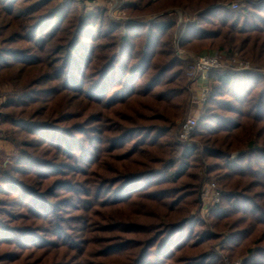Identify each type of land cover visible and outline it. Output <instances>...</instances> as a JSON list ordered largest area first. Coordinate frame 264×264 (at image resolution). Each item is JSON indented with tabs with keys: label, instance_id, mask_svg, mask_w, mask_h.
<instances>
[{
	"label": "trees",
	"instance_id": "1",
	"mask_svg": "<svg viewBox=\"0 0 264 264\" xmlns=\"http://www.w3.org/2000/svg\"><path fill=\"white\" fill-rule=\"evenodd\" d=\"M161 1L201 11L178 34L182 51L216 41L264 63V0L237 11L222 0ZM175 30L116 22L74 0H0V80L27 88L0 116L27 138L0 170V264H223L243 252V264H264V77L211 73L200 145L176 143L187 62ZM16 107L33 117L11 118ZM202 158L224 190L212 220L237 218L220 245L186 217ZM135 202L145 225L127 211Z\"/></svg>",
	"mask_w": 264,
	"mask_h": 264
},
{
	"label": "rangeland",
	"instance_id": "2",
	"mask_svg": "<svg viewBox=\"0 0 264 264\" xmlns=\"http://www.w3.org/2000/svg\"><path fill=\"white\" fill-rule=\"evenodd\" d=\"M139 1L140 0H84L81 3H77V5L79 9H82L83 7H85L86 10L89 12L95 9H105L111 20L116 21V22L125 23V24H139V25L144 24L148 26L147 25L148 23L151 24L152 22H155V21L173 22L176 25V30L174 32V37H173V48L177 56L179 52H186V53L193 54L194 56H196L197 59L199 57L218 56L224 62H229V63H233L234 60H239V61L243 60V61L250 62L251 65L255 69L261 70L264 73V63L263 62H258L253 59L252 60L246 59L241 56L239 51H236L238 49H234V48H233L234 52H230L228 54L227 53L228 49L223 48L224 50H222L221 48L222 44L220 42H216V41L213 43L209 42L206 44H201V45L193 47L194 50L192 51H182L178 44L179 42L178 34L181 31V29L184 28L185 26L195 23L201 11L199 10L189 11L188 9L186 10L184 7H181L177 4H175L174 6L165 5V3H163V1L161 0H147L148 3H151V7L147 6V5H150L147 2L145 3L144 1L142 3H139ZM167 2H170L169 4L172 3L171 0H167ZM222 2L226 4V8H228V5L230 7V5L233 3H239L241 7L240 10H242L248 6L249 0H222ZM131 4H137L136 9H131V8L129 9L128 5H131ZM116 9H121L120 16H122V19H125V21L117 20L119 15H117L116 13L114 15V12L116 11ZM206 31L211 32L215 30L207 28ZM1 47L8 48L9 46L1 45ZM181 60L187 62V65L183 73V80H184L183 88L186 91V94H185L184 100H182L183 105H184L183 111L175 113L177 115L176 117L177 119L176 118L173 119L174 121L173 123L175 126V131H174L175 138L174 139L176 143H181L179 140L180 131L184 123L189 118H195L199 120L202 114L200 110L198 109V107L192 103V98L197 92L196 91L197 86H195L194 82H192L189 78V73L192 71L194 62L190 59H187V60L181 59ZM259 75L264 77V74H259ZM27 83L28 82H25V84ZM13 85L14 84H12L11 82L4 81V79L3 81L0 80V114L1 115H3L4 113V110H3L4 105H6L9 101H11L13 97L17 95V93L19 94L21 91H24L27 89V88H23L24 86L17 88V87H14ZM40 107L41 106H38L33 109H39ZM51 107H55V103L51 104L48 107L44 115L45 119L53 118L52 120H54V118L56 117L50 114ZM16 108L17 109L14 110V112H12V114L10 115L11 118L20 119V117H23V118L33 117L30 115L34 113L35 110H32V109L23 110L22 107H16ZM91 108H92V111L94 112L95 110L93 109L95 108L93 106ZM25 112L26 114H24ZM89 124H93V122H89ZM16 130L17 129H15L14 126H12L11 124L7 122V119L4 120V122H2V124L0 125V170L2 168H6L12 162L13 157L18 155V153H20V149H19L20 147H18L19 144L27 140V138L24 137V135L17 134L19 132ZM190 142L193 145H197V146L200 145L199 141L194 138V135L191 137ZM242 152H243V149L233 152L231 158L233 156H238ZM200 162H201V166H198L199 168L197 169V171H195L197 173V177L199 178V181H202L203 183L201 186L199 203L189 208V211L186 217H188L189 219L198 218L202 223H204L205 226L208 227L211 233L217 236L218 240L214 243V245L216 244L220 245L223 242V240H226L229 237L230 235L229 227L232 225V223L237 221V218H232L229 221L225 222L223 225H220L218 227H217L218 224L212 220L211 214H212L213 209L208 211L207 210L208 206L204 205L202 201L203 191L205 188H207V186L214 185L218 190H220V193L222 196L221 191H224V190L217 178L218 174H212L210 172V169H209L210 164L208 165V162L205 161L203 158L201 159ZM149 209L152 210L154 208H149ZM140 210L141 209L139 208L138 202L131 204L130 206H128V209H127L128 212H133V213H135L136 211H140ZM141 213L142 212L140 211L136 215V219H140L139 224L145 225V218L138 217L139 214ZM148 223H151V222L149 221ZM243 226L244 225L240 224L239 228L240 227L242 228ZM262 231L263 230H259L258 233H255L250 238L249 241L252 242L255 239H257V237L261 235ZM139 232H144V230H140ZM108 235L109 234H105V236H103V235L94 233L93 236L91 237L95 239L96 237H108ZM149 237L150 236H146L145 234L144 236L143 234H140L139 236H135V239L137 241H140V243H143V241H146L147 239H149ZM185 254L194 255V252L189 251ZM233 257H234L233 259H228L226 255L225 257H222L223 264H243V261L247 258V253H244V252L237 253V254H234Z\"/></svg>",
	"mask_w": 264,
	"mask_h": 264
},
{
	"label": "built area",
	"instance_id": "3",
	"mask_svg": "<svg viewBox=\"0 0 264 264\" xmlns=\"http://www.w3.org/2000/svg\"><path fill=\"white\" fill-rule=\"evenodd\" d=\"M77 3H81L84 0H74ZM240 4L233 3L230 5V9L232 11L239 10ZM120 10L116 9L114 12L119 17L117 20L125 21L120 16ZM148 26L150 23L147 24ZM211 73H219L221 75H229V74H239V73H256V74H264L261 70L255 69L250 62L248 61H239L234 60L233 63L224 62L218 56H206L199 57L192 67V71L189 73V78L192 82H194L196 88V94L192 98V103L198 107L200 112L202 113L207 101L209 99L211 88L208 83L209 76ZM198 120L195 118H189L184 125L181 127L180 131V142L183 144L191 145L190 142L191 137L193 136L195 129L197 127ZM237 156H233L232 159H235ZM202 201L204 205H207V210L210 211L217 207L221 201V193L214 185H209L203 191Z\"/></svg>",
	"mask_w": 264,
	"mask_h": 264
},
{
	"label": "water",
	"instance_id": "4",
	"mask_svg": "<svg viewBox=\"0 0 264 264\" xmlns=\"http://www.w3.org/2000/svg\"><path fill=\"white\" fill-rule=\"evenodd\" d=\"M178 56H179V58L184 59V60L190 59L193 62H196L197 61L196 56H194L193 54H190V53L179 52L178 53ZM0 116H1V114H0Z\"/></svg>",
	"mask_w": 264,
	"mask_h": 264
}]
</instances>
